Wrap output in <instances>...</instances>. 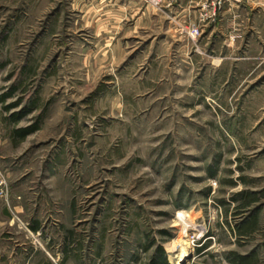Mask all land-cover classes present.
Segmentation results:
<instances>
[{
  "label": "rangeland",
  "instance_id": "374dc122",
  "mask_svg": "<svg viewBox=\"0 0 264 264\" xmlns=\"http://www.w3.org/2000/svg\"><path fill=\"white\" fill-rule=\"evenodd\" d=\"M202 1L0 0V264H264V0Z\"/></svg>",
  "mask_w": 264,
  "mask_h": 264
},
{
  "label": "trees",
  "instance_id": "16d2710c",
  "mask_svg": "<svg viewBox=\"0 0 264 264\" xmlns=\"http://www.w3.org/2000/svg\"><path fill=\"white\" fill-rule=\"evenodd\" d=\"M10 94L4 95L2 97H0V102H5L7 100V97H9ZM18 104H12L9 107H7V109L16 107ZM22 115L20 116H16V119H19ZM38 129V126L32 127V128H22L19 129L17 131V133H19L20 138L24 139L26 138L29 134L33 133L34 131H36ZM243 195H246L248 197H253L252 199L249 200V204L248 206H251L252 203L257 202L258 199L255 198L257 195V193H248V192H244ZM251 221V220H249ZM247 224V225H246ZM246 224H244L243 226L239 227V233L241 237H245L246 235H251L252 233H254L257 229L258 226V219L254 218L252 222H247ZM35 230L38 229V227L34 228ZM152 246H148L147 249H149ZM232 255L234 256V259H231L233 264H254L257 262V254L254 252L250 255H241L237 252L232 253ZM150 264H172L169 261L168 255L166 250L163 247H160L159 249V256L155 257L151 260Z\"/></svg>",
  "mask_w": 264,
  "mask_h": 264
},
{
  "label": "built area",
  "instance_id": "2783aa9c",
  "mask_svg": "<svg viewBox=\"0 0 264 264\" xmlns=\"http://www.w3.org/2000/svg\"><path fill=\"white\" fill-rule=\"evenodd\" d=\"M145 3L152 5L156 8H173L175 6L176 0H143ZM250 0H203L199 4V11L201 16V21L216 22L225 9L230 7L241 8ZM189 34L193 38H197L202 35L201 27L195 25L189 29Z\"/></svg>",
  "mask_w": 264,
  "mask_h": 264
},
{
  "label": "bare ground",
  "instance_id": "6f19581e",
  "mask_svg": "<svg viewBox=\"0 0 264 264\" xmlns=\"http://www.w3.org/2000/svg\"><path fill=\"white\" fill-rule=\"evenodd\" d=\"M182 213H184V212H182ZM180 219H181V221H184L185 222V220H183L184 219V215H181V213H180ZM186 224V223H185ZM190 224V223H189ZM191 226L192 227H194V225H188V224H186V229L184 230V231H186L189 227L191 228ZM183 229V228H182ZM188 236V235H187ZM189 243L188 242H186V241H184V244L183 245H181V250H180V253H179V255L176 257V259H174L175 261V264H183L184 263V261L190 256V253H189ZM172 250V249H171ZM172 253V252H171Z\"/></svg>",
  "mask_w": 264,
  "mask_h": 264
},
{
  "label": "crops",
  "instance_id": "0c3cea01",
  "mask_svg": "<svg viewBox=\"0 0 264 264\" xmlns=\"http://www.w3.org/2000/svg\"><path fill=\"white\" fill-rule=\"evenodd\" d=\"M165 9H166V8H165ZM168 10H169V9H168ZM170 11H171V10H170ZM115 24H116V23H114V25H115ZM263 60H264V59H263ZM263 64H264V62H263ZM263 64H261V65H263ZM261 65L257 67V70H258L259 73L264 74V68L260 69ZM257 70L255 69L254 71H257ZM35 227H38V229L35 230V229H34ZM35 227H33V230H34L35 232H38V231L41 229V227H40L39 224H38L37 226H35Z\"/></svg>",
  "mask_w": 264,
  "mask_h": 264
}]
</instances>
